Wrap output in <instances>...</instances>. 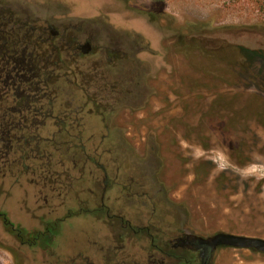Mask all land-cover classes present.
Wrapping results in <instances>:
<instances>
[{"label": "rangeland", "instance_id": "1", "mask_svg": "<svg viewBox=\"0 0 264 264\" xmlns=\"http://www.w3.org/2000/svg\"><path fill=\"white\" fill-rule=\"evenodd\" d=\"M215 1L0 0L21 21L66 24L78 40L96 36L92 55L61 69L71 71L68 79L42 85L53 97L35 106L49 115L35 117L37 125L28 116L25 133L12 132L40 137L41 150L9 149L0 135V264H83L69 260L97 225L78 213L82 201L99 209L94 192L104 187V168L113 211L142 204L167 233L184 216L201 235L264 239V68L257 62L245 72L209 52L230 40L257 47L259 37L246 36L251 19L219 11ZM123 53L127 63L110 57ZM128 169L140 173L130 191ZM55 228L61 236L52 249ZM38 233L46 239L36 241ZM213 264H264V255L225 249Z\"/></svg>", "mask_w": 264, "mask_h": 264}, {"label": "flooded vegetation", "instance_id": "2", "mask_svg": "<svg viewBox=\"0 0 264 264\" xmlns=\"http://www.w3.org/2000/svg\"><path fill=\"white\" fill-rule=\"evenodd\" d=\"M88 34L85 40H78L71 34V30L66 24H63L62 29H57L54 24L48 22L38 27L28 20L21 21L17 19L13 5L0 6V98L9 101L13 90L21 84L18 78L15 77L20 66L21 57H26L31 62H34L35 65L40 64L46 70L51 66H55L57 70H48L47 72L49 74L52 73L53 76L55 74L63 78L68 75L66 77L68 79L71 71H61V69H64L65 64L77 65L79 59L89 57L94 53L93 43L96 36L92 33ZM116 43L121 45L117 41ZM85 51L88 53H85ZM110 57L112 59L120 57V61H126V63L130 60L128 53L120 54L118 57H115V55ZM59 72L61 75H59ZM33 74L35 77L36 73ZM18 77L20 78V76ZM30 77L33 78L31 74ZM53 79L54 77L49 81L52 82ZM127 92L130 93L128 90ZM127 92L119 90V95L124 94L125 96ZM18 95L20 96L21 93H18ZM52 97L51 95L50 98L52 99ZM70 106L72 105L69 104L68 107ZM4 115H2V118H4ZM58 122L62 124L66 121ZM134 170L128 169L129 172L134 173V176H129L130 184L124 188L125 190L130 191L136 183H139L136 176L140 175V173H138V169ZM102 172L105 177L104 187H100L98 192H94V196L98 200L96 204L99 205V209L87 210L84 206L86 201H82L83 206L78 213L79 219H87L90 225L94 224L97 226L90 233V236L85 233V241L90 242L83 243L84 247L79 256L72 257L69 261L74 262L80 259L83 264H213L220 250H242L223 247L213 254L208 246L202 245L193 238L206 240L209 237L227 232H218L209 236L195 233L186 225L187 222L184 216H177L176 220L179 225L176 231L167 233L165 227L160 225V222L153 221L157 211H153L154 215L151 218L150 213L146 212L147 206L145 205H137L138 210L136 212H127L128 215L124 211H113L105 200L110 190L108 185L109 173L106 168ZM119 173L120 170L116 175L118 176ZM160 192L157 191L158 194ZM131 195L128 194V196ZM138 195L147 197L145 193H139ZM163 205H171L176 207L177 210L181 209L180 205L174 204L167 198H165ZM130 213L135 216L136 221H132L131 217H129ZM2 215L5 226L13 225L4 214ZM12 230L16 232L17 238L23 244L27 243L25 242L23 229H17L14 225ZM48 233L52 235L50 242L53 249L55 244L58 245L61 232H58V229L55 228L54 231ZM46 235L47 233H38L35 240H43V238L45 240ZM32 245L36 247V244ZM247 251L256 253L252 250Z\"/></svg>", "mask_w": 264, "mask_h": 264}, {"label": "trees", "instance_id": "3", "mask_svg": "<svg viewBox=\"0 0 264 264\" xmlns=\"http://www.w3.org/2000/svg\"><path fill=\"white\" fill-rule=\"evenodd\" d=\"M215 3L217 4L219 11H239L243 13L247 19H251L253 24L250 25L249 28L250 30H253V32L250 33L247 31L246 36H248V34L257 35L259 37V45L257 47H247L242 44L233 43V41L230 40L224 42V46L221 48L218 47L217 49H211L209 51L210 55L218 58L220 57L236 66H240L245 72H250L257 62H261L262 68H264V0H216ZM234 28L236 27L229 26L225 29L230 30ZM199 37L201 36H197L196 38ZM199 42L203 41L200 40ZM19 63L20 66L15 77L18 78L21 84H19L18 88L16 87L13 90L12 97L9 98V101L0 98V107L2 106V111H0V135L2 136V140L7 139L6 143L7 148L9 149H15L18 147L28 149L35 146L33 149L41 150V144L44 143V141L40 137L32 135L30 137L23 136L17 138L12 135V132L13 130L16 131L15 129H19L20 132L25 133L22 130H25V123L28 122V116H33L34 120L32 121V124L37 125L40 122L37 121L35 117L38 115H44L45 117L46 115H49V113H44L40 108L36 107L37 103H39L42 98L45 99L49 96L44 93L46 90L44 91L41 87L42 85L47 86L52 77H54L53 80H58L63 77H58L55 74L53 76L52 73L49 74L47 72L48 70H44L40 64L35 65L34 62H31L26 57H21ZM33 73H36L35 77ZM30 74L33 78L30 77ZM59 75H61L60 72ZM18 76H20V78ZM18 93H21V95L19 96ZM11 101L15 105H11ZM76 110L77 109L75 108L72 109L73 112ZM76 112L79 111L77 110ZM3 114H5L3 116L4 118H2ZM18 118H21L22 122H18ZM29 129L30 128L27 126V130Z\"/></svg>", "mask_w": 264, "mask_h": 264}, {"label": "water", "instance_id": "4", "mask_svg": "<svg viewBox=\"0 0 264 264\" xmlns=\"http://www.w3.org/2000/svg\"><path fill=\"white\" fill-rule=\"evenodd\" d=\"M85 53H88L85 51ZM202 245L208 246L210 252L216 253L220 248L229 247L242 250H252L264 255V239L228 233H220L208 239H197Z\"/></svg>", "mask_w": 264, "mask_h": 264}]
</instances>
